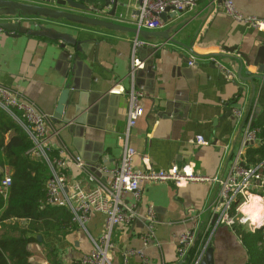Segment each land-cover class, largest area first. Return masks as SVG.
Segmentation results:
<instances>
[{"label":"crops","instance_id":"0c3cea01","mask_svg":"<svg viewBox=\"0 0 264 264\" xmlns=\"http://www.w3.org/2000/svg\"><path fill=\"white\" fill-rule=\"evenodd\" d=\"M73 1L90 10L99 7L101 13L90 11L94 16L106 18L112 11V6L104 5L105 0ZM216 1L210 14L206 13L208 0H198L193 11L179 17L168 13L161 31L180 22L184 26L173 36L179 43L191 46L199 55L221 53L237 57L243 60L244 70L261 74L254 62L264 41V30L234 21L225 13L224 3L219 5ZM233 1L244 16L264 19V0ZM119 3L126 7L118 6L116 17L126 25L135 26L140 1L119 0ZM4 20L0 18V23ZM21 25L35 32L51 29L79 43L61 49L62 41L45 36L0 34V84L19 93L49 117V142L56 153L52 157L59 155L65 162L69 182L85 177L75 167V157H81L94 175L105 161L109 166L120 163L121 138L127 131L133 83L145 94L141 100L144 115L130 130L129 137L137 152L135 168L168 170L176 166L209 177L227 173L244 127L239 128L240 122L237 123L231 109L240 108L243 115L246 111L257 115L263 81H254V92L236 74L228 78L213 59L196 58L186 48L174 44L159 45L131 35L34 19ZM134 60H138L139 70L132 80ZM68 86L74 93V102L81 106V115L71 122L65 121L67 113L62 120L54 118L61 93ZM197 136H202L208 144L197 146ZM142 192L139 212L145 213L147 206L152 205L158 221L159 247L152 245L145 250L153 264H178L177 240L196 224L198 231L210 232L207 243L214 249V264L248 263L247 250L236 233L219 216L212 223L217 215L213 210L216 186L191 184L178 189L173 184L158 183L143 185ZM8 224L11 226L13 222ZM27 224V221L16 223L20 227ZM86 228L92 237L99 238L104 230V217L93 216ZM142 232V225L115 230L113 264L122 263L125 249L142 247ZM63 235L53 234L44 238L43 243L42 239L39 244H31L29 263L50 264L46 253L53 249L62 264H78L92 250L84 230L78 228ZM132 264L141 262L134 258Z\"/></svg>","mask_w":264,"mask_h":264},{"label":"built area","instance_id":"2783aa9c","mask_svg":"<svg viewBox=\"0 0 264 264\" xmlns=\"http://www.w3.org/2000/svg\"><path fill=\"white\" fill-rule=\"evenodd\" d=\"M198 0H141L139 15L134 25L148 31L159 30L163 27L161 14L167 9L172 14H185L193 11ZM225 13L234 21L243 23L258 30H264V19L244 16L233 0H225ZM91 11L101 13L99 7H92ZM27 18H6L4 21L22 23L31 21ZM121 20V19H120ZM4 30L0 28V34ZM215 64L228 78L235 74L218 60ZM138 60H134L131 69V78L136 77L139 68ZM193 62H190V66ZM138 66V67H137ZM139 70V69H138ZM145 94L132 84L129 97L127 131L121 138L123 152L120 163L109 166L106 161L101 164L98 174L89 172L85 161L75 157L73 163L81 176L69 182L65 162L58 155L52 157L53 145L49 142V117L42 113L33 103L23 98L19 93L0 84V109L19 123L27 133L31 148L27 154L33 159L44 161L50 177L46 182V202L53 206H63L72 214V223L84 230L91 241L92 250L83 255L78 264H113L111 252L115 248L113 233L117 229H136L142 225L140 236L142 247L128 248L122 253L121 264H132V259L138 258L141 264H153L145 250L156 244V227L158 225L155 209L148 205L145 213L139 212V205L143 200V185L169 183L176 188H185L191 184H208L218 186L213 210L219 215L220 221L231 228L234 225H243L249 231H264V160L256 166L247 162V152L250 148L260 147V129L254 127L255 113H251L243 127L242 139L237 152L232 157L227 173L209 177L195 171L187 172L174 166L168 170L137 169L134 161L136 150L130 144V130L144 115L141 100ZM232 115L239 123L243 117L240 108L233 107ZM197 146L208 143L202 136L195 138ZM0 195L7 199L12 186L11 171L8 167L0 169ZM253 198L258 199L257 207L250 208ZM95 215L104 217V230L99 238L92 237L87 231V224ZM253 217V219H252ZM255 221V222H254ZM199 226L183 233L177 240V263H185L190 250L197 242ZM208 243L199 251L193 264H200ZM48 264V263H44Z\"/></svg>","mask_w":264,"mask_h":264},{"label":"trees","instance_id":"16d2710c","mask_svg":"<svg viewBox=\"0 0 264 264\" xmlns=\"http://www.w3.org/2000/svg\"><path fill=\"white\" fill-rule=\"evenodd\" d=\"M261 90L260 109L254 121V127L260 129L261 145L250 148L246 156L247 162L253 166L264 160V86ZM31 145L23 127L0 109V169L8 167L12 179L7 199L0 195V264H30L28 249L31 244H39L38 236L42 237L43 243L48 236H66L78 229L67 208L46 202L49 170L44 161L27 154ZM51 155L56 156V153ZM1 177L0 174V181ZM20 221H27V226H17ZM8 222L13 224L10 226ZM232 230L247 250V264H264V231L251 232L238 224ZM209 235V231L199 234L184 264H193ZM46 256L50 264H62L53 249L47 251Z\"/></svg>","mask_w":264,"mask_h":264},{"label":"water","instance_id":"95a60500","mask_svg":"<svg viewBox=\"0 0 264 264\" xmlns=\"http://www.w3.org/2000/svg\"><path fill=\"white\" fill-rule=\"evenodd\" d=\"M37 3H28L24 0H0V18H27L34 20H42L47 22H53L57 24L67 25L71 27H79L83 29H93L99 31L113 32L116 34L131 35L135 39L144 40L145 42L153 41L151 43H160L163 44H174L180 47L186 48L187 51L191 53L196 58L199 59H217L220 63L226 66L234 74L237 75L238 79L242 83H249L255 92V83L254 81H263L264 82V41L262 46L259 48L257 57L255 59L254 65L261 72V74L255 75L249 71L244 70V62L242 59H239L234 56H229L221 53H214L209 55H199L195 53L191 46H185L178 41H176L173 36L178 30H181L184 25L177 23L171 28H168L166 31H161L162 29L155 31H148L145 29L138 28L136 26H129L125 23L119 21L116 17V10L118 6L126 7L125 4L119 3V0H105L104 5L108 8L112 6V11L108 13V16L100 17L98 15L94 16L89 9L84 5H81L73 0H34ZM140 5H141V0ZM225 0H217L216 3L222 5ZM214 8V0H208L206 13L210 14ZM170 9H167L164 13L161 14V19L163 22H166L167 14ZM91 11V12H90ZM195 13V11L193 12ZM139 15V12L137 13ZM183 14H173V17H179ZM117 18V19H115ZM0 28L4 30L6 34L13 33L14 36H19L21 34L27 35H36V36H45L51 38L52 40L62 41L61 49H65L67 45H74L75 47L79 44L74 38L69 35H62L56 33L51 29H43V32H35L30 29H27L21 25V23H12V22H1ZM150 43V42H149ZM78 48V47H77ZM64 56V55H63ZM67 54H65V57ZM73 92L71 88L66 87L58 101L57 109L55 111V119L62 120L63 114L67 113L68 116L65 118V121L71 122L76 117H79L81 111V106H78L73 100ZM231 114V112H230ZM249 116V111H246L243 115L239 128H242L245 125V122ZM223 175H220L222 178ZM218 189V186H216ZM219 215H215L214 220L212 221L213 225L218 219ZM42 237L38 236V241L41 242ZM214 249L208 247L204 252L200 264H214L213 260ZM183 264V263H179Z\"/></svg>","mask_w":264,"mask_h":264},{"label":"bare ground","instance_id":"6f19581e","mask_svg":"<svg viewBox=\"0 0 264 264\" xmlns=\"http://www.w3.org/2000/svg\"><path fill=\"white\" fill-rule=\"evenodd\" d=\"M258 199H256V198H253V200H252V202H251V205H250V208H255V207H257V203H258ZM252 219H253V217H252ZM255 222V221H254ZM200 232V231H199ZM199 232H198V234H199ZM201 233V232H200Z\"/></svg>","mask_w":264,"mask_h":264},{"label":"rangeland","instance_id":"374dc122","mask_svg":"<svg viewBox=\"0 0 264 264\" xmlns=\"http://www.w3.org/2000/svg\"><path fill=\"white\" fill-rule=\"evenodd\" d=\"M53 245H55V243Z\"/></svg>","mask_w":264,"mask_h":264}]
</instances>
